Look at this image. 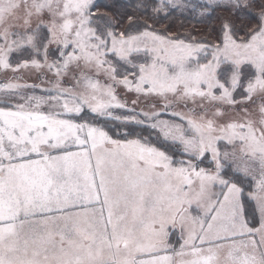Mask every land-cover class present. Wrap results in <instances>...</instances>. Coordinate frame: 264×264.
<instances>
[{"label":"rangeland","instance_id":"obj_1","mask_svg":"<svg viewBox=\"0 0 264 264\" xmlns=\"http://www.w3.org/2000/svg\"><path fill=\"white\" fill-rule=\"evenodd\" d=\"M94 1L0 0V103L10 105L0 106V189L11 200L0 214L36 211L43 221L27 236V214L13 231L19 249L31 248L19 263L264 264V27L225 44L234 57L249 54L260 71L252 78L228 65L224 93L208 87L222 56L201 69L190 64L193 50L176 45L169 57L183 63L174 70L178 88L168 79L151 95L160 97L151 106L165 112L164 95L177 96L175 115L152 117L139 110L153 99L141 85L138 41L101 47L89 21ZM159 1L165 12L204 19L208 5L227 1L236 9L251 0ZM40 26L50 33L48 51L26 61ZM159 37L150 35L142 50ZM5 38L15 40L11 47ZM83 113L149 129L153 119L179 152L116 139L98 123L78 121ZM54 236L60 246L45 251Z\"/></svg>","mask_w":264,"mask_h":264},{"label":"trees","instance_id":"obj_2","mask_svg":"<svg viewBox=\"0 0 264 264\" xmlns=\"http://www.w3.org/2000/svg\"><path fill=\"white\" fill-rule=\"evenodd\" d=\"M159 5V0H95L90 8V26L94 29L96 40L100 42L101 47L103 44L106 46L114 45L115 40L118 44L119 39L124 41L125 47V39L138 41L139 47L136 53L142 58L139 64L143 65L141 85H143V90L150 94V99H153L140 106L139 110H142L140 113L151 115L152 117L166 115V113L175 115V105L179 103L177 96L174 94L164 95L162 104L170 110L165 112L156 110L151 106L155 99L160 98L151 97V95H155L153 90L160 86L161 81L166 83L168 79L171 84L175 85L174 88L177 90L178 86L173 81L175 79L174 70L183 65V63L181 64L179 61L172 62L173 58L169 57V51L176 52V45H182L185 49L187 47L193 50L194 54L190 58V64L199 66L201 69L216 56H222L223 61L220 69L215 74L217 79L213 82H208V87H211L215 94L218 90L225 92L221 87L220 81H222L224 69L228 65L231 69L234 68V64H240L241 71L238 70L237 75L244 72L247 75H252L253 78V76L258 74L260 68L256 70L251 68V66H255V63L249 58V54L244 57H234L230 55L229 51L224 49V46L230 39L240 40L241 36L252 28L256 31V34L262 31L264 27V0H251L236 9L231 8L232 4L227 1L218 2L214 6L208 5L205 7L208 12L204 19L195 16L194 12L190 10L175 9L165 12ZM40 27L42 28L38 34L40 41L38 43L37 40L35 41L34 47H32L34 52H29V48H27L23 51V55L27 53V56H22L19 52H16L15 57L22 56L27 58L26 61H32L34 56L38 55L35 52L42 50L47 39L51 40L49 30L43 26ZM152 34L159 35V39L147 50H142V47L149 43L150 35ZM139 39H143V42H140ZM5 40L9 41L8 46L11 47L14 39L5 38ZM43 50L45 52L48 51L47 49ZM113 50L115 52V47H113ZM56 52L57 50H55ZM153 53H160L162 56L157 57ZM215 53L218 54L214 55ZM104 57L110 63H117L110 54ZM234 60L238 63H234ZM167 75L168 78L166 77ZM126 84L128 83H124L123 87ZM197 84L200 83L197 82ZM165 89H167V85ZM0 106L10 107V105L4 103H0ZM191 109L195 108L191 107ZM76 119L90 124L98 123L109 135L119 140L142 139L155 147L158 146L166 150L172 155L173 152H179L176 145L160 138V134L154 129L156 126L155 120L150 118H148V121L153 129L136 126L118 118L101 119L97 115H91L90 113H83L77 116ZM187 158L186 156V160ZM174 159L176 162H182L179 159V155H175Z\"/></svg>","mask_w":264,"mask_h":264},{"label":"crops","instance_id":"obj_3","mask_svg":"<svg viewBox=\"0 0 264 264\" xmlns=\"http://www.w3.org/2000/svg\"><path fill=\"white\" fill-rule=\"evenodd\" d=\"M75 149L76 148H72V151H74ZM10 201L11 200H9V201L5 200L4 193L0 189V211L3 210L5 208L6 203H9ZM21 201H24V199L22 198ZM166 208L168 211L171 210V207H166ZM190 209H191L190 207L186 206L182 212L186 213ZM54 210L60 211L61 209H54ZM40 213L45 214L43 212H40ZM27 214L28 213H25V212H24V214L19 215V216H13L11 214H7V215H1L0 214V251H1L0 252V263L3 261H6L7 262L6 264H20L18 260L22 258L23 254L21 255V251L24 249L25 250L31 249L28 246L29 243L26 244L22 249H19L18 246L15 244L16 238L13 234V231H15L18 228H21L24 225L23 224V222H24L23 218H28L26 216ZM28 216L31 219L29 222V226H31V230L28 229V231L24 232V234L27 236H30L31 234H34L33 232H35V233L37 232L38 225L43 224V221L41 219L39 212L34 211L33 215L28 214ZM179 216H180V213L177 215V217H179ZM61 217L62 216H58L57 220L61 221ZM51 223H52V220L49 219V224H51ZM63 223H65V225L68 223L66 217L63 220ZM49 224H48V226H50ZM53 232L50 233V235H52ZM58 236L61 237V235H58ZM41 240H44V239H41ZM44 241H45V245H46V249H44L45 251H48L51 249L54 250L55 247L60 246V241H59V239L56 238V236L52 237V241H50V242L46 241V240H44ZM26 248H28V249H26ZM18 254H20L19 257H17ZM14 255H15V257H14ZM30 258H31V256L28 257L26 259V261H29ZM32 263L34 264V262H32ZM26 264H30V262H26Z\"/></svg>","mask_w":264,"mask_h":264}]
</instances>
